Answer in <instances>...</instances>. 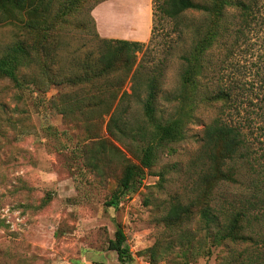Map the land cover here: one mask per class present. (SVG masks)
I'll use <instances>...</instances> for the list:
<instances>
[{
    "label": "rangeland",
    "instance_id": "374dc122",
    "mask_svg": "<svg viewBox=\"0 0 264 264\" xmlns=\"http://www.w3.org/2000/svg\"><path fill=\"white\" fill-rule=\"evenodd\" d=\"M60 1L55 0L54 8ZM97 1L85 0L52 38L47 60L51 74L73 76L80 60L96 54L98 42L90 10ZM157 5L152 0L153 13L160 16H153L152 42L135 52L128 75L130 78L134 73L135 77L125 83L129 93L133 87L141 96L145 94L142 84L153 67H163L162 93L178 87L180 56L192 41L190 34L179 39L173 22L157 11ZM228 11L236 14L238 10ZM255 11L258 13L245 34L247 38L241 37L221 79L216 75V82L229 89L228 107L213 103L196 110L184 137L158 150L153 167L145 170L144 178L120 198L116 208L106 204L119 188L122 164L111 157L108 145L113 144L125 158L137 163L141 143L127 135L113 136L106 128L108 117L91 120L97 123L93 126L99 127L100 136L84 139L87 124L65 120L50 102L60 91L70 92L68 84H45V93L31 94L0 78V264H120L117 254L109 250L118 226L126 235L133 258L127 264H223L226 248L222 246H212L210 254L201 255L185 246L186 236L191 245L205 236L196 218L169 229L162 217L170 203L186 202L199 188L205 162L201 138L205 125L216 116L240 126L248 145L243 157L234 161L236 181L215 188L216 205L239 207L255 195H264V0H257ZM196 18L198 13H188L182 21ZM16 39H22L17 29L0 23V51ZM218 54L214 50L213 55ZM141 59L144 69H138ZM20 74L25 81L41 76L38 67L31 64ZM161 106L160 113L168 116L171 105L162 101ZM129 115L131 124L143 119L139 105H133ZM101 144L107 146L105 152L99 149ZM83 146L89 147L85 152L91 149V163L103 157L98 169L92 164L91 169L84 166ZM259 231L264 238V221ZM258 245L264 249V242ZM254 247L251 243L235 246L239 253L244 249L251 252Z\"/></svg>",
    "mask_w": 264,
    "mask_h": 264
},
{
    "label": "trees",
    "instance_id": "16d2710c",
    "mask_svg": "<svg viewBox=\"0 0 264 264\" xmlns=\"http://www.w3.org/2000/svg\"><path fill=\"white\" fill-rule=\"evenodd\" d=\"M84 1L61 0L54 8L55 0H0V23L13 25L22 37L0 51V78L9 80L13 88L31 94L45 93L48 89L45 84H68L70 92L60 91L50 102L65 120L87 124L84 139L100 136L99 127L93 126L97 123L91 120L108 117L106 128L113 136L127 135L134 142L141 143L137 163L125 158L113 144L108 145L111 157L119 159L122 164L119 188L106 204L116 208L120 198L132 192L135 183L144 178L145 170L153 167L158 150L168 148L184 137L185 127L195 118L196 110L213 103L228 107L231 101L229 89L216 82V75H219L218 80L221 79V73L235 55L241 37L247 38L245 34L258 13L255 11L257 0H164L162 3L153 0L158 4L157 11L171 19L179 39L190 34L192 41L189 49L180 56L182 68L178 87L169 94L162 93L163 67H153L142 84L145 87L143 96L133 87L129 93L125 83L128 79L134 80V73L130 78L128 75L134 66L135 52H140L145 44L100 38L92 17L98 42L96 54L80 60L73 76L68 77L63 72L59 76L51 74L47 60L52 38ZM101 1L104 0H98L93 7ZM231 8L238 10L236 14L228 11ZM188 13H198L199 18L182 21ZM153 16L160 17L155 12ZM216 49L219 51L217 57L213 55ZM27 64L37 66L41 76L25 81L20 70ZM140 68H145L142 59L138 65ZM121 71H126L125 75L121 76ZM86 88L89 91H84ZM162 101L171 105L168 116L160 113ZM133 105L140 106L143 119L131 124L129 111ZM201 141L205 162L202 163L199 188L186 202L170 203L162 223L173 229L196 218L206 233L196 245H191L186 236L185 246L190 252L210 254L212 246H222L226 248L223 264H264V249L258 247L259 242H264L263 233L259 231L261 221H264V195H255L242 206L231 208L218 207L214 199L215 188L221 183L236 181L234 161L242 158L243 151L248 149L244 133L240 126L216 116L205 125ZM88 148L83 146L80 149L84 166L91 169L92 164L98 169L100 162L104 163L101 161L103 157L91 163V149L85 152ZM99 149L105 152L107 146L101 144ZM126 241L124 231L118 226L114 239L109 241V250L117 254L120 264L133 260ZM180 242L183 245L182 239ZM207 243L209 246L204 252ZM243 243H251L255 249L237 252L235 246Z\"/></svg>",
    "mask_w": 264,
    "mask_h": 264
},
{
    "label": "crops",
    "instance_id": "0c3cea01",
    "mask_svg": "<svg viewBox=\"0 0 264 264\" xmlns=\"http://www.w3.org/2000/svg\"><path fill=\"white\" fill-rule=\"evenodd\" d=\"M102 39L147 43L152 34V0H104L90 13Z\"/></svg>",
    "mask_w": 264,
    "mask_h": 264
}]
</instances>
